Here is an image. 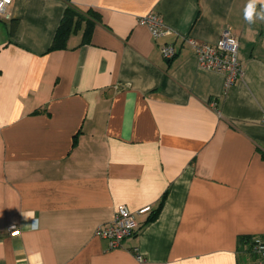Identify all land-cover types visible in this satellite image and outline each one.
<instances>
[{
    "label": "crops",
    "instance_id": "0c3cea01",
    "mask_svg": "<svg viewBox=\"0 0 264 264\" xmlns=\"http://www.w3.org/2000/svg\"><path fill=\"white\" fill-rule=\"evenodd\" d=\"M247 3L13 0L0 19V264L259 262L237 253L239 236L264 239V22H245ZM149 14L169 34L154 40L138 21ZM224 30L243 69L229 88L186 43ZM118 205L157 212L109 250L93 233Z\"/></svg>",
    "mask_w": 264,
    "mask_h": 264
},
{
    "label": "built area",
    "instance_id": "2783aa9c",
    "mask_svg": "<svg viewBox=\"0 0 264 264\" xmlns=\"http://www.w3.org/2000/svg\"><path fill=\"white\" fill-rule=\"evenodd\" d=\"M13 0H0V19L10 20L8 8ZM139 24L148 28L151 37L157 40L167 34L161 18L156 14H149L138 19ZM186 43L196 56L200 69L219 73L224 78V87L229 88L242 78L243 69L237 58L238 41L228 30L221 32L218 39L212 43H199L192 38H187ZM161 57L170 61L175 56V51L171 45L164 44L160 46ZM214 106V103H210ZM152 212L150 207H143L135 212L129 211L124 205H118L114 208L112 219L109 222L96 226L93 235L103 240L109 250H115L121 247L123 241L135 236L140 225L136 220L137 215L149 216ZM14 227L9 228V234L13 235ZM258 242V241H257ZM259 244V243H258ZM135 259L142 261V256L133 249ZM256 251L260 253L264 264V245L259 244Z\"/></svg>",
    "mask_w": 264,
    "mask_h": 264
},
{
    "label": "trees",
    "instance_id": "16d2710c",
    "mask_svg": "<svg viewBox=\"0 0 264 264\" xmlns=\"http://www.w3.org/2000/svg\"><path fill=\"white\" fill-rule=\"evenodd\" d=\"M76 15V12H74L71 8H66L64 12V17L62 18L58 29L56 31V34L54 36V39L52 41V44L50 46V49H54L57 47H62L64 44V40L66 38V35L68 33L69 27H70V20L71 17ZM15 23L12 24V32L14 31ZM156 212H151V214L148 216V220H151L155 217ZM258 241V242H257ZM238 249L237 253L238 255L243 254H250V255H256L259 259V262L256 264H261L263 262L260 253L256 251V248L259 244L264 245V239L261 237H250V236H239L238 237ZM259 243V244H258Z\"/></svg>",
    "mask_w": 264,
    "mask_h": 264
},
{
    "label": "clouds",
    "instance_id": "9594fccd",
    "mask_svg": "<svg viewBox=\"0 0 264 264\" xmlns=\"http://www.w3.org/2000/svg\"><path fill=\"white\" fill-rule=\"evenodd\" d=\"M257 4H260L259 10H257ZM243 18L246 23L254 24L257 20L264 22V0H248L243 12ZM28 217L34 215L32 212L24 214Z\"/></svg>",
    "mask_w": 264,
    "mask_h": 264
}]
</instances>
